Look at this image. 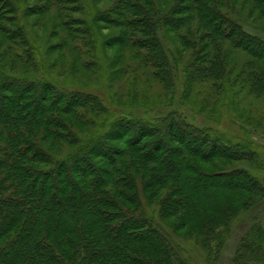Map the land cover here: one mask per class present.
I'll list each match as a JSON object with an SVG mask.
<instances>
[{
    "label": "trees",
    "instance_id": "obj_1",
    "mask_svg": "<svg viewBox=\"0 0 264 264\" xmlns=\"http://www.w3.org/2000/svg\"><path fill=\"white\" fill-rule=\"evenodd\" d=\"M61 2L46 0L58 12ZM110 2L97 19L118 32L105 44L134 52L164 83L178 77L163 42L174 30L188 54H220L213 50L220 41L231 54L253 56L261 63L253 84L264 90V39L247 29L264 22V0ZM19 12L15 0H0V35L6 40H27L16 24ZM62 23L74 38L70 21ZM220 60L210 58L201 82L214 75L212 68L225 77ZM87 112L101 119L91 135L95 124ZM115 113L100 95L0 68V264H190L167 234L168 220L205 247L215 242L221 248L239 215L264 199V183L250 172L219 170V164L211 169L208 161L235 160L234 152L218 138L204 149L207 130L185 116L112 119ZM146 135L160 136L149 151ZM161 151L160 160L155 155ZM263 233L251 227L232 264H264L258 241ZM209 260L217 264V257Z\"/></svg>",
    "mask_w": 264,
    "mask_h": 264
},
{
    "label": "rangeland",
    "instance_id": "obj_2",
    "mask_svg": "<svg viewBox=\"0 0 264 264\" xmlns=\"http://www.w3.org/2000/svg\"><path fill=\"white\" fill-rule=\"evenodd\" d=\"M15 1L20 11L16 24L24 28L25 35L21 33L27 40H6L0 35V68L10 76L46 78L68 89L100 95L106 107L117 112L112 114V119L183 115L190 124L207 130L210 139L204 149L209 150L212 141L218 138L233 150L235 160L217 162L218 158L213 159L208 161L214 167L211 169H215L216 164L221 166L219 170L244 169L264 183V90H257L253 84V78L260 71L259 60L249 54H231L225 42L220 41L213 46L220 54H192V50H188V54L182 51V42L175 41L174 30H170L163 35V42L178 77L174 84L164 83L134 52L127 49L117 52L119 47L105 44L109 36L118 32L97 19L111 7L110 0H63L61 12L46 0ZM154 7L160 8L156 4ZM42 8L44 11L40 12ZM7 10L12 14V9ZM62 21H70L74 38L68 36ZM256 26L247 29L264 39V22L258 21ZM87 28L89 36L84 32ZM78 29L82 31L76 32ZM86 36L91 40L92 50H87ZM142 36L139 33V37ZM215 56L221 59L219 69L225 77L215 76V68H212L214 75L209 76L208 82H201L203 67L211 68L208 61ZM22 64L27 67H21ZM190 71L195 75L190 77ZM89 114H85L86 118L95 124L91 135L101 119ZM159 140L160 136H144V141L152 142L145 149L149 151ZM166 142L163 139L164 148ZM237 145L241 147L233 148ZM162 154L161 151L155 156L161 160ZM155 209L148 213L152 215ZM154 216L157 222H163L157 214ZM176 226L173 220L164 224L185 261L208 264L210 257H217V264H232L243 235L251 227L264 232V199L239 215L225 239L226 245L224 242L221 248L215 242L205 247L200 237L185 228L175 229ZM258 241L264 245V233Z\"/></svg>",
    "mask_w": 264,
    "mask_h": 264
}]
</instances>
